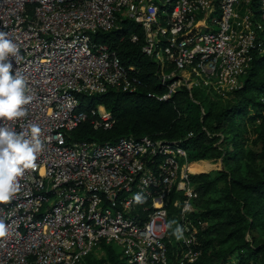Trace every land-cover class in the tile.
I'll use <instances>...</instances> for the list:
<instances>
[{
  "label": "built area",
  "instance_id": "obj_1",
  "mask_svg": "<svg viewBox=\"0 0 264 264\" xmlns=\"http://www.w3.org/2000/svg\"><path fill=\"white\" fill-rule=\"evenodd\" d=\"M120 19L141 27L129 37L157 62L160 99L194 88L228 96L264 50V0H0V31L17 47L12 72L32 97L26 116L8 127L19 133L36 124L42 142L20 192L0 203V264H78L102 242H115L125 264H194L203 252L197 172L185 146L151 134L74 136L88 115L82 94L143 83L135 66L94 38ZM90 110L95 128L113 125L104 104Z\"/></svg>",
  "mask_w": 264,
  "mask_h": 264
},
{
  "label": "trees",
  "instance_id": "obj_2",
  "mask_svg": "<svg viewBox=\"0 0 264 264\" xmlns=\"http://www.w3.org/2000/svg\"><path fill=\"white\" fill-rule=\"evenodd\" d=\"M131 29L142 33L139 25L128 19L121 23L120 19L118 27L97 32L94 38L108 42L126 66H135L136 70L132 72L137 73L143 83L135 90L112 88L102 93L82 94L80 107L87 110L88 115L73 130L75 138L113 142L127 134H151L185 146L191 160L196 162L194 167L208 166L203 162L211 164L213 161L208 159L220 156L228 161L239 157L242 151L236 142L242 125L239 118H245L249 105L253 104L251 91L264 96V78L260 76L264 55L255 53L251 68L243 77V84L228 95L233 96L228 104L219 110L212 106L205 109L195 100L200 88H194L193 95L188 89L179 90L168 99H160L156 95L166 90L159 82L157 62L142 50L141 41L131 40ZM255 103L264 105L260 100ZM98 104H104L111 112L115 121L110 128L94 127L93 119L97 115L90 109ZM256 115H261V112L252 117ZM259 124L254 131L257 141L261 142V155L264 157V124ZM231 143L235 148L230 150L228 145ZM248 171L250 173L251 170ZM193 178L199 191L195 214L206 221L200 231L203 252L194 264H235L231 262L233 256H237L239 261L236 264L250 263L251 259L264 264V239L254 241L247 236L258 220L264 222V171L260 175L245 176L219 169L194 173ZM221 181H224L223 186ZM244 248L248 250L247 254H244ZM101 249L104 254L98 256L91 252L78 264H124L116 246L102 242ZM174 260L175 255H171V262Z\"/></svg>",
  "mask_w": 264,
  "mask_h": 264
},
{
  "label": "clouds",
  "instance_id": "obj_3",
  "mask_svg": "<svg viewBox=\"0 0 264 264\" xmlns=\"http://www.w3.org/2000/svg\"><path fill=\"white\" fill-rule=\"evenodd\" d=\"M17 54L16 45L7 39V33L0 31V203L10 202L21 190L19 178L26 170L36 167L37 154L42 150L40 128L31 124L17 133L8 127L9 121L26 116L24 105L32 97L27 95V82L18 72L13 75L9 57ZM140 197L136 200L139 202ZM7 228L0 219V238L5 237Z\"/></svg>",
  "mask_w": 264,
  "mask_h": 264
},
{
  "label": "rangeland",
  "instance_id": "obj_4",
  "mask_svg": "<svg viewBox=\"0 0 264 264\" xmlns=\"http://www.w3.org/2000/svg\"><path fill=\"white\" fill-rule=\"evenodd\" d=\"M259 55H264V50L260 52ZM260 76L264 78V64L262 67H260ZM204 91V92H203ZM193 95V91H192ZM250 96L253 99L251 101L253 104L249 105L248 114L245 118H239V121L241 122V128L238 129L239 132V138L236 139L237 144L240 145L239 149L242 148L241 153H239V157L232 159V160H226L224 156H220L217 158H212L208 160H212L213 163H209L208 161L203 162L206 163L208 166L203 167H196L199 172H216L219 169H225L230 170L236 175H251L253 173H257L260 175L264 171V157L261 155L262 153V145L260 141H257L256 139V133L254 131L255 127H259V123L263 122L264 124V105H257L255 102L257 101H264V96L261 95V93H258V91H251ZM233 99V96H217L213 92H208L205 89H201V91L195 95V100L200 102L202 104V108H207L209 106H212L215 110H219L221 107L228 104V102ZM258 110V111H257ZM257 112H261V115L256 117H252L253 114ZM244 137V140H240ZM232 142V141H231ZM228 148L231 150L235 148L234 144H229ZM248 170H251L250 173ZM220 185H224V181L220 182ZM176 221V215H169V228L170 232L172 233L173 239H177V230L176 225H174V222ZM173 224V225H172ZM206 224V221H205ZM247 236L250 240H257V239H264V222L258 220L257 224L249 229ZM111 244L119 250L120 248L115 242H111ZM244 254L248 253V250L244 248L243 250ZM94 253L98 256L104 254V251L97 247L94 250ZM124 260V259H123ZM259 261V260H258ZM231 262L237 263L239 262L237 259V256H233L231 258ZM125 264V260H124ZM246 264H258L255 260L251 259L250 263Z\"/></svg>",
  "mask_w": 264,
  "mask_h": 264
},
{
  "label": "bare ground",
  "instance_id": "obj_5",
  "mask_svg": "<svg viewBox=\"0 0 264 264\" xmlns=\"http://www.w3.org/2000/svg\"><path fill=\"white\" fill-rule=\"evenodd\" d=\"M194 163H196V162H191V163H190V168H191V170L194 171V172H199L198 169H196L195 167H193V166H194V165H193Z\"/></svg>",
  "mask_w": 264,
  "mask_h": 264
},
{
  "label": "crops",
  "instance_id": "obj_6",
  "mask_svg": "<svg viewBox=\"0 0 264 264\" xmlns=\"http://www.w3.org/2000/svg\"><path fill=\"white\" fill-rule=\"evenodd\" d=\"M195 161V160H194ZM197 165V164H196ZM194 167V166H193ZM196 168V167H195ZM197 169V168H196Z\"/></svg>",
  "mask_w": 264,
  "mask_h": 264
}]
</instances>
